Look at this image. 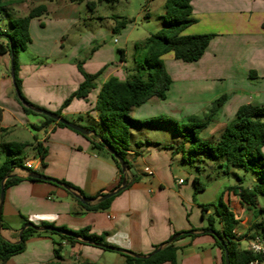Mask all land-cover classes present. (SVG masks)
<instances>
[{
	"label": "crops",
	"instance_id": "1",
	"mask_svg": "<svg viewBox=\"0 0 264 264\" xmlns=\"http://www.w3.org/2000/svg\"><path fill=\"white\" fill-rule=\"evenodd\" d=\"M3 1L8 4L9 14L14 18H24L29 15L31 10L39 6L47 8L45 15L30 22L29 31L32 37L30 46L38 43L43 49L51 47V54L60 45L62 35L46 41L44 34L39 32L40 29L48 27V24L43 21V17L50 16L53 21L71 20L78 11L77 4L85 3L87 6L89 2L94 3V6L96 4L95 0L83 2H73L72 0ZM88 9L92 18L96 17L95 7L94 9L88 7ZM145 12L146 9L141 12L142 16ZM0 16L3 17L4 15ZM147 16L148 14H146ZM193 17L197 22L185 31L186 35H215L203 58L194 63L196 65L200 63H204L205 66L210 65V70L214 69L216 73L208 71L199 75L188 74L184 80L187 83L185 92L194 95L204 93L208 82L218 81L225 84L223 95H227L228 100L216 115V120L211 129L220 137L226 127L235 120L236 113L241 106H264V0H195L193 2ZM9 29L7 28L5 31ZM131 33L132 31L127 35V38L130 37ZM33 34L36 37H33ZM117 42L116 40L115 43ZM2 43H5V40ZM28 52H31L30 48L22 51L23 62L20 61L21 53L19 54V76L22 80V92L32 104L56 113L61 110L67 98L79 88L84 78L77 71L76 63L61 62L55 65H46L45 69L38 68L34 61L40 58H51L52 55H35L29 58L27 57ZM216 53H219V64L215 63ZM0 57L6 68V72L0 81V163H2V158L6 159L8 156L1 148L4 143L8 146L28 145L25 147L29 149L28 156L24 158L25 164L31 163L33 165L32 170L38 172L42 168V160L34 146L38 141L48 149L45 160L46 167L44 168L45 176L65 181L79 188L85 196L90 198H98L99 195L115 190L121 177L119 169L105 153L94 151L87 138L70 129L59 128L55 125H49L39 131L32 129V126H42L44 119L40 117L34 122H30L29 116L24 113L23 107L14 96L13 79L11 78V68H9V63L12 64L11 56L5 53L0 54ZM124 58L126 61V52ZM162 59L168 73L173 78V85L168 91L170 93L176 87L177 82L169 66H177L178 60L174 58L173 53L165 55ZM203 59L207 62H201ZM105 64L104 61H87L83 63L82 67L85 72L94 75L105 68ZM113 64L106 68V71L97 79V87L91 91L87 99H74L68 107L62 110L64 118L71 116L73 119L71 122L80 126H83L81 124L84 121H98L94 109L101 86L110 77H118L123 80L127 75L126 62L120 59V63ZM48 68L52 70L42 73V70ZM56 69L60 71H56ZM168 93L164 101L153 98L141 107L134 108L131 111V116L136 120L145 122L161 112H166L172 118H179L188 122L206 121V119L200 118H206L208 114L211 116L215 112L216 99L211 100L213 106L209 107L208 102L201 99L202 94L193 101H182V98H179L180 100L174 99L173 102H170ZM221 95L219 92V98ZM80 117H82L81 120ZM144 125L131 130L133 142L137 138L136 131L141 130ZM152 128L170 133L172 140L168 141L165 138V143L147 140L146 144L139 141L134 146L130 145L128 151V159L133 167L143 163L146 164L145 169L150 168L152 174H146L145 169L144 174L153 177L152 186L140 179L129 189L115 197L108 210L85 211L63 187H57L50 182L23 180L6 191L2 219L8 228H2L0 236L11 243H19L25 221L37 226L47 223L55 227H66L73 231L90 228V234L103 236L109 246L125 249L141 257H146L154 251L156 246L164 245L175 233L191 228L187 222L178 225L172 217L167 225L166 213L160 216V222H157V218L149 220L151 215L142 213V209L146 208L149 203H152V206L160 202L163 203L166 189L159 170L154 171L148 166L145 156L140 152H146L151 156L154 154L165 155L167 158L168 156L171 157L172 160L179 161L180 159L177 154H174V146L180 139L175 137L170 128L165 125H152ZM30 129L37 134H32ZM25 131H28L34 138V143L25 137ZM4 133L7 134V140L2 143ZM13 174L23 179L29 177V173L20 169H15ZM179 180L183 179L180 178ZM179 180V187L187 183L184 181L183 184H180ZM184 191L183 189L179 190V194L176 196L177 207L180 210L182 208L181 202L187 201ZM76 192L80 194L79 191ZM233 194H235L234 191ZM200 208L202 209L203 222L196 229L198 231L193 232L198 236L185 238L177 243L181 248L178 254L179 264H222L220 249L215 247L211 236L201 231L205 222L203 217L204 205ZM108 216L112 218L110 219ZM235 234L239 237L238 227L235 229ZM244 239L240 240V246ZM244 244H246L244 250H247V241H244ZM113 253L117 252L87 245L85 241L75 245L63 243L61 264L126 263V258L123 255ZM28 255L31 259L23 260V257ZM53 259V239L48 236L35 235L27 241L25 252L10 258L5 264H46Z\"/></svg>",
	"mask_w": 264,
	"mask_h": 264
},
{
	"label": "trees",
	"instance_id": "2",
	"mask_svg": "<svg viewBox=\"0 0 264 264\" xmlns=\"http://www.w3.org/2000/svg\"><path fill=\"white\" fill-rule=\"evenodd\" d=\"M73 2H83L85 0H72ZM195 0H165L164 2V27L158 32L152 33L145 40H142L134 46V67L127 71L125 79L118 77H110L100 88L97 103L94 111L97 113L98 121L89 122L86 129L90 130L91 135H83L74 131L67 126L56 122L54 119L43 114L36 113L32 109L24 106L16 95L17 101L23 107L27 116H38L44 119V123L40 127L32 126V129L39 131L49 125H55L59 128H67L75 133L84 136L91 142L92 149L98 153L103 152L109 156L121 173V177L117 188L120 187L127 179L126 187L112 198L97 204L82 203L73 193L64 188L68 194L85 210V211H106L110 208L111 203L119 194L129 189L134 183L140 180L139 176L132 173L133 165L128 159V151L130 150L129 137L131 130L142 126L143 124L165 125L170 128L172 134L179 138L180 141L174 146V154L181 155L186 160V152L190 155H202L206 160L223 159L226 160L227 168L233 167L241 169L246 173L255 175L254 184L247 189L242 187L231 188L236 195L240 196L243 206L249 209L255 207L258 196L264 195V106L243 105L237 113L236 118L222 132L221 136L215 141H206L201 134L209 127L210 122L222 109L224 103L228 100L227 95H223L215 101V112L206 121H188L183 125L174 120H165L162 118H153L142 122L131 116L134 108L141 107L149 100L157 98L161 101L166 99L167 93L173 85V78L168 73L163 57L169 53H173L174 58L184 63H194L199 61L205 55L214 34L202 35H186L185 31L194 25L197 21L193 17V2ZM89 8H94V3H88ZM8 4L0 0V15L8 18L10 29L0 31V36L5 38V43H0V54L8 53L11 56L12 64L15 70L14 83L18 89L20 97L29 106L37 109L40 108L32 104L24 96L22 92V80L19 76V54L28 48L31 43V35L29 31L30 22L35 18H39L47 13L45 6H39L31 10L28 16L24 18H14L10 16ZM125 22H120V26H124ZM120 52L121 61H125L123 50ZM78 69L84 77V81L79 88L63 103L60 111L56 112L58 116L63 117L62 110L68 107L74 99H87L91 91L97 87L96 81L102 75V71L91 75L85 72L79 64ZM64 118V117H63ZM82 117H80V120ZM106 145V146H105ZM13 149L12 146L2 145V150L7 153L6 159L0 163V193L1 185L5 183V189H9L18 185L23 180L39 181L31 177L26 179L20 178L13 174L15 169H20L27 173L36 172L26 167L25 160L20 157L22 148ZM35 150L39 154L42 162L41 167H46V157L48 149L41 142L34 144ZM109 147L119 157L125 160L129 171L125 174L122 171L120 163L107 150ZM192 161V158H190ZM227 169V170H228ZM228 172V171H227ZM240 180V178H239ZM68 188L79 191L82 197H87L75 186L65 182L56 180ZM57 187L55 183H51ZM195 193L205 190L199 178L194 179ZM102 195H99L100 197ZM90 198V197H87ZM95 199V198H90ZM209 208H203L204 220L207 219L208 226L201 231L206 233L207 230H214L219 238L227 245L230 256V264H248L254 257L248 250H244L240 246V240L247 238L237 237L235 229L239 225L235 214L230 210L229 206L224 203L223 198L218 206L215 207L213 216L206 217ZM264 211V209H262ZM218 222L220 228H216ZM29 223L25 221V224ZM24 224V226H25ZM43 227L54 228V231L37 232L32 228H27L21 234L19 243H11L0 236V264H5L10 258L22 254L26 250L27 241L37 236H48L53 239L54 243V259L46 264H61L63 243L75 245L77 243H85L101 247L108 246L103 236L90 234V228L80 231H72L66 227H55L47 223L42 224ZM2 228L7 229L8 225L3 222ZM257 230L254 235L264 237V220L255 225ZM198 230H193L196 232ZM188 232L175 233L163 246L161 251L154 253L148 258L133 257L122 254L126 258L127 264H179L178 254L181 248L177 245L180 240L185 238H195L197 234ZM179 235L173 242L170 240ZM215 247L221 251L222 264H225V252L223 245L213 235ZM253 235V236H254ZM54 237H58L55 239ZM160 246H156L154 251ZM153 251V252H154ZM152 252V253H153ZM151 253V254H152ZM89 264V263H85Z\"/></svg>",
	"mask_w": 264,
	"mask_h": 264
},
{
	"label": "rangeland",
	"instance_id": "3",
	"mask_svg": "<svg viewBox=\"0 0 264 264\" xmlns=\"http://www.w3.org/2000/svg\"><path fill=\"white\" fill-rule=\"evenodd\" d=\"M164 1L165 0H95L96 4L94 7L96 9V17L93 18L88 9L89 6L85 3L77 4L78 11H76V15L71 20L53 21V18L50 16H45L43 17V21L48 24V27L46 29H40L39 32L42 35L44 34V39L46 41H49L48 39H51L52 37L54 38L55 36L62 35L60 38V45H58L55 52H52L51 54V47L43 49L38 43H35L33 46H30L31 44H29L28 48H30L31 52L27 53V57L31 58L35 55H52L51 58H40L39 60L34 61L35 64L38 65V68L44 69L46 65H55L61 62L76 63L77 66L79 64L83 66V63L87 61H104L106 62V67L100 70L104 73L106 68L114 65L113 63H120L119 51L123 49L126 52V67L128 70H131L134 67L135 44L145 40L150 34L158 32L164 27ZM144 9H146V12L142 16L141 12ZM146 14H148L147 17ZM120 22H125L124 26H120ZM7 28H10L8 19L5 16H0V31H5ZM131 31L132 33L130 37L127 38V35ZM33 37H36V35L33 34ZM4 40L5 38L0 36V43ZM116 40L118 41L117 43H115ZM216 55L217 58H215V63L219 64V53H216ZM20 61L23 62L22 52ZM201 62H207V60L203 59ZM177 64L178 65L175 67H173V65L169 66V69L177 82L173 91L168 93V99L170 102L179 98H182V101H193L202 94L201 99L208 102L209 107H212V101L219 99V92L222 95L225 93L223 92L225 91V84H221V82L218 81L208 82L204 93L194 95L185 92L187 83L184 80L188 74L199 75L202 72H216L214 69L210 70V65L205 66L204 63L196 65V63L190 64L178 61ZM11 65L10 62L9 68H11ZM51 70L52 69L48 68L42 70V73L50 72ZM56 71L60 70L56 69ZM77 71H79V69ZM5 72L6 68L2 64V58L0 57V81ZM79 73L81 72L79 71ZM13 88L14 96L16 97L17 94L14 82ZM216 117L217 116L212 118L209 127L201 134V137L206 141H215L219 138V134L215 131H211ZM38 118L40 117L29 116L28 119L30 122H34ZM154 118H162L165 120L171 119L181 125L185 123L179 118H172L166 112H161L154 116ZM209 118L210 114H208L206 118L201 117L200 119L208 120ZM65 119L70 122L73 121L71 116ZM88 124V121H84L81 125L85 126ZM20 127L23 129L21 124ZM142 129L136 131L137 138L134 142L132 138L129 137L130 145L134 146L135 143H138L139 141L146 144L147 140L150 142L157 141L161 143H165V138H167L168 141L172 140V135L170 133L168 134L160 129L154 130L152 125L145 124ZM30 131L32 134H37L31 129ZM25 135L24 136L29 141L34 143V138L28 131H25ZM6 140L7 134L4 133L2 143ZM12 147L13 149H16L18 147L21 148L22 146L15 144ZM21 153L20 157L24 159L28 156L29 149L22 148ZM140 153L145 156L148 166L154 169V171L159 170L166 189L164 192V200H162L163 203L160 202L153 204V206L152 203H149L146 208L142 209V213L151 215V219L149 220H155L157 218V222H160V216L166 213L165 215L168 219L167 225L171 217L175 223H178V225L187 222L190 224L191 228L187 227L189 229L183 232L190 233L193 232V230L198 229V226L203 222L202 209L200 206L204 205V207L209 208L208 212L210 211V213H205L208 218L214 215L215 207L219 205L220 200L223 198L224 203L227 204L230 210L239 218V237L248 235V237L241 243V248H246L244 241L248 240L249 236L256 233L257 230L255 229V225L260 224L264 220V211H262V209H264V195L258 196L255 207L249 209L247 206L245 207L242 205L240 196H235L231 188H250L254 184L256 178L255 175L233 167H229L228 169L226 160H206L202 155H190L188 152L185 154L186 160H183L181 155H178L180 157L179 161L172 160L169 156L167 158L165 155L159 156L154 154L151 156L146 152ZM190 158H192V161ZM4 160L5 159L2 158L1 162ZM145 167L146 164L143 163L134 165L132 173L135 176H139L142 182L152 186L151 184L154 182L153 177L144 174ZM196 177L199 178L201 184L205 187L204 192L195 193L194 178ZM180 178H182L183 181H187L182 187H179L178 185V180ZM182 189L185 190L184 194L186 195L188 202H181L182 208L180 210L177 207L176 196L179 194L178 191ZM204 221L203 227L206 228L208 226V221L207 219ZM215 226L216 228H220L218 222H216ZM261 233L262 231L260 232V235ZM54 238L58 239V237ZM113 254L122 255L120 253ZM29 259H31L30 255L23 257V260Z\"/></svg>",
	"mask_w": 264,
	"mask_h": 264
},
{
	"label": "water",
	"instance_id": "4",
	"mask_svg": "<svg viewBox=\"0 0 264 264\" xmlns=\"http://www.w3.org/2000/svg\"><path fill=\"white\" fill-rule=\"evenodd\" d=\"M11 78L13 79V82H14V78H15V70H14V67H13V64L11 65ZM15 85V83H14ZM15 90H16V94L18 96V98L21 100L22 104L30 109H32L33 111H35L36 113H39V114H43L47 117H50L52 119H54L56 122L58 123H61L65 126H67L68 128L74 130V131H77L83 135H91V134H94L92 133L90 130L86 129L85 127L83 126H80L78 124H75L73 122H70L68 120H66L65 118L61 117V116H58L57 114H55L54 112H50V111H47V110H44V109H37V108H33L31 106H29L25 101H23L20 97V94L18 92V89L15 85ZM106 146V145H105ZM107 150L113 155V157L120 163V166L122 168V171L127 174V172L129 171V168L127 166V163L125 162L124 159H122L121 157H119L114 151H112L109 147H107ZM29 177L35 179V180H39V181H44V182H50V183H55L57 184L58 186H62L66 189H68L71 193H73V195L79 199L82 203H93V204H97V203H101V202H104L110 198H112L113 196L117 195L119 192H121L125 187H126V182H127V179L125 178L122 185L118 188H116L115 190L107 193V194H104L98 198H95V199H90V198H87V197H82L78 192L72 190L71 188H68L67 186H65L64 184L56 181L55 179H52V178H49L47 176H45L44 174V168H40L38 172H32V173H29L28 174ZM5 194H6V189H5V183L3 182L2 185H1V193H0V231L2 230V209H3V204H4V200H5ZM27 228H32L34 229L35 231L37 232H46V231H54V228H51V227H43V226H37L31 222L25 224V226L23 227L22 229V232H24ZM21 232V234H22ZM190 234H192V232H190ZM206 234H210V235H213L216 239L219 240V242H221V244L223 245V248H224V252H225V264H230V256H229V250H228V247L227 245L221 240V238L218 237V235L216 234V232L214 230H207L206 231ZM179 235L173 237L170 242H173ZM20 241H21V235H20ZM164 246H160L157 250H155L152 254L146 256V257H143V258H148L150 257L151 255H153L154 253H158L159 251H161V249L163 248ZM104 249L106 250H109V251H113V252H117V253H121V254H126V255H130V256H133V257H139V255L133 253V252H130V251H127L125 249H121V248H117V247H113V246H103Z\"/></svg>",
	"mask_w": 264,
	"mask_h": 264
},
{
	"label": "built area",
	"instance_id": "5",
	"mask_svg": "<svg viewBox=\"0 0 264 264\" xmlns=\"http://www.w3.org/2000/svg\"><path fill=\"white\" fill-rule=\"evenodd\" d=\"M25 165L30 169L33 168V165L31 163H26ZM145 173L151 175L152 171L150 170V168H146ZM179 183L183 184L184 181L179 180ZM108 218L111 219L112 217L108 216ZM235 218L236 220L239 219L236 214ZM246 241L248 243L247 250L251 252L254 257L248 264H264V237H262L261 235H252L249 236L248 240Z\"/></svg>",
	"mask_w": 264,
	"mask_h": 264
}]
</instances>
